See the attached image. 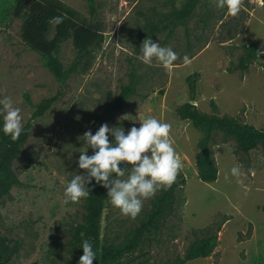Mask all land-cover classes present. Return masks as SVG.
I'll return each instance as SVG.
<instances>
[{
    "label": "rangeland",
    "instance_id": "1",
    "mask_svg": "<svg viewBox=\"0 0 264 264\" xmlns=\"http://www.w3.org/2000/svg\"><path fill=\"white\" fill-rule=\"evenodd\" d=\"M53 1L79 12L86 23L103 31L105 42L87 74H70L61 83L22 41L23 19L15 17L14 1L0 0V98L10 97L21 109L25 126L44 99L59 94L51 109L32 121L30 136L12 163L20 183L0 201V237L19 245L8 264H78L82 253L73 232L85 223V198L68 201L64 189L74 175L86 171L77 163L80 152L87 150L83 134H95L104 123L127 132L133 121L118 119L125 114L136 118V127L139 119L150 116L169 123V139L182 168L171 207L158 228L119 264H178L198 242L211 243L215 237L218 243L210 257L186 264H264V148L240 152L233 138L215 131L210 147L218 180L203 183L196 170L203 134L176 114L190 101L187 78L197 73L192 103L202 113L228 115L264 129V0H241L235 16L217 8L215 0H202L186 23L156 33L152 40L177 54L168 69L155 59L146 65L137 58L144 40L140 33L187 0H94L95 16L91 0ZM251 45L257 47L258 58L243 70L240 63ZM76 54L72 40L62 46L65 71ZM132 73L139 77L137 93L122 112L110 110ZM234 166L241 170L239 181L231 175ZM165 189L144 200L134 219L110 204L106 190L102 245L130 242Z\"/></svg>",
    "mask_w": 264,
    "mask_h": 264
},
{
    "label": "trees",
    "instance_id": "2",
    "mask_svg": "<svg viewBox=\"0 0 264 264\" xmlns=\"http://www.w3.org/2000/svg\"><path fill=\"white\" fill-rule=\"evenodd\" d=\"M13 13L16 18L23 19L21 37L24 44L33 52L41 56L45 67L61 83H64L70 74H87L91 67L94 55L104 46V33L100 29L84 21L82 15L71 7L53 0H13ZM202 0H187L179 9L173 7L167 15L153 25H148L140 37L154 38L156 33L166 29H174L183 25L195 13L196 7ZM91 14L95 16L97 10L95 1L91 0ZM62 16L63 22L55 24L52 18ZM72 40L76 50V58L71 67L65 71L60 54L62 46ZM258 58V50L255 45L247 48L242 58L240 67L246 70L249 63ZM198 74L194 73L187 78L190 91V101L179 106L176 114L182 121H190L203 137L199 141V153L196 160L197 177L206 184L215 183L218 180V168L210 144L213 133L221 131L231 137L237 143L240 152L249 153L259 146L264 148V129H257L251 125H243L234 117L228 115L219 116L202 113L198 106L192 102L196 101V82ZM139 77L134 73L131 75L129 84L122 87L121 92L110 104V110L122 112L125 103L137 93ZM59 94L44 99L37 107L31 120L24 126L20 137L12 141L9 136L0 132V201L10 195L13 187L20 183L12 169L13 161L20 155L22 146L28 140L32 121L44 116L58 101ZM213 110L218 106L211 102ZM2 123V121H1ZM126 166L122 164L121 167ZM130 167V166H129ZM127 172V171H126ZM125 172V173H126ZM115 178V176L113 177ZM183 183H186L183 181ZM174 182L167 187L154 202L152 211L145 221L136 230L133 239L122 247H106L101 240V220L106 204V190L97 184L94 179L88 184V197L85 198V223L74 229L73 238L80 249L83 240H89L93 250L97 253V259L93 264H119L125 257L135 252L142 242L143 237L154 231L159 226V221L164 217L171 207L174 191L177 188ZM221 230L218 232L220 233ZM218 238H213L209 243L206 240L198 242L183 260L178 264H186L196 259H206L211 256L217 247ZM19 252V245L10 240L0 237V264L8 262Z\"/></svg>",
    "mask_w": 264,
    "mask_h": 264
},
{
    "label": "clouds",
    "instance_id": "3",
    "mask_svg": "<svg viewBox=\"0 0 264 264\" xmlns=\"http://www.w3.org/2000/svg\"><path fill=\"white\" fill-rule=\"evenodd\" d=\"M215 5L226 9L232 16L241 11V0H215ZM52 22L60 24L63 17L55 16ZM137 58L146 65L155 59L168 69L177 60V54L171 47H163L148 37L142 41ZM118 119L133 121V126L126 132L123 127H110L104 123L95 134L91 130L83 134L87 150L80 152L77 163L79 169L86 171L72 177L64 189V196L74 203L88 197L87 185L94 179L107 189L110 204L119 209L121 214L134 219L142 211L144 200L154 196L160 188L170 187L175 182L182 163L169 139V123L150 116L139 119L140 126L136 127V118L131 114ZM0 120V132L16 141L24 128L23 117L21 109L14 106L8 96L0 98ZM89 148L92 149L91 155H88ZM122 164L126 166L121 167ZM126 171L127 178L120 179ZM230 172L239 181V166L232 167ZM225 179H228L227 174ZM81 248L83 255L78 264H93L97 253L92 243L83 240Z\"/></svg>",
    "mask_w": 264,
    "mask_h": 264
},
{
    "label": "crops",
    "instance_id": "4",
    "mask_svg": "<svg viewBox=\"0 0 264 264\" xmlns=\"http://www.w3.org/2000/svg\"><path fill=\"white\" fill-rule=\"evenodd\" d=\"M221 234V233H220ZM254 237V234L251 236V238H253ZM251 238L249 239V241L248 242H251ZM219 241H220V238H219Z\"/></svg>",
    "mask_w": 264,
    "mask_h": 264
}]
</instances>
